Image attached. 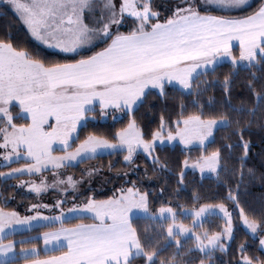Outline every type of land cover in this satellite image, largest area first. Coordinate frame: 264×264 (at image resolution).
<instances>
[{"label":"snow or ice","instance_id":"snow-or-ice-1","mask_svg":"<svg viewBox=\"0 0 264 264\" xmlns=\"http://www.w3.org/2000/svg\"><path fill=\"white\" fill-rule=\"evenodd\" d=\"M18 15L30 37L40 44L55 48L64 54H72L73 62L46 61L35 51L11 42L10 37L0 38V158L23 166L10 172H0V177L15 178L28 175L41 176L35 180L20 181L16 187L27 188L36 197L50 188L61 195L77 192L84 183L72 176L62 178V168L96 158L99 152L126 153L125 165L135 163L134 156L142 150L153 164V171L167 170L166 163L154 155L156 142L164 144L179 140L187 147L199 142L202 153L191 166L201 173L213 174L217 180L221 172L236 179V188H228L224 202L202 204L190 213L193 226L178 222L176 208L162 205L153 213L147 192H142L131 181V187H121L112 196L97 200L88 196L80 205L68 211L89 214L90 224L65 227V213L57 216L40 215L42 208L53 211L62 209L65 200L57 199L55 205L33 203L26 209L35 215L21 217L17 211L0 207V264H15L8 259L14 254L15 241L4 243L6 230L15 231V225H31L55 228L40 237L20 241L42 240L45 253L59 255L40 257L37 247L21 249L26 264H156L162 250L160 238L174 241L176 251L170 259L160 264H186L180 256V237L191 233L195 250L212 258L213 253L227 255L235 239V210H239V222L253 240L259 237V249L264 250V208L259 213L249 212L242 206L241 187L244 185L246 161L250 144L244 138L246 125L241 117L255 116L264 112V85L255 87L256 77L246 87L255 98L252 108L236 107L231 103L233 82L226 75L220 87L222 98L217 102L209 98L210 115L205 116L204 105L195 114H184L181 105L179 118L174 121L160 116L159 127L147 139L138 125L136 113L151 90H158L160 99L166 98V85H178L181 94L192 95L195 107L209 87L193 85L201 76L215 71L221 59L230 60L233 70L246 62L248 67L264 64V0L252 13L244 17L227 15L248 6V0H174L171 9L161 12L157 0H5ZM219 14H213V12ZM127 28L126 31L121 29ZM240 44L239 57L233 55L231 41ZM99 47V50H95ZM87 49V55L80 51ZM79 56V59H75ZM98 102L100 115L115 109L128 116V123L111 137L89 133L74 150L72 145L79 139L78 125L88 118ZM19 111L14 114V109ZM235 117V118H234ZM24 120V123H18ZM250 123V121L248 122ZM172 124L175 127H172ZM238 137L236 144L226 143L221 148L205 154V142L220 128H232ZM226 139H230L227 137ZM53 145L62 146L63 155H54ZM236 149H242L236 157L239 171L230 170L225 161H231ZM225 151L227 155H224ZM52 169L53 182L49 184L42 173ZM111 170V165L109 166ZM249 175L252 169H248ZM99 174L92 167L82 173L89 180ZM125 173V178H127ZM126 182L127 179H126ZM179 183H184L181 171ZM2 202L5 206L7 200ZM232 206V210L229 206ZM138 210L149 220L170 221L154 236L141 235L133 227L130 214ZM222 214L224 224L217 231L196 232L197 221L207 214ZM42 222V223H41ZM59 225V227H55ZM203 228V224L199 225ZM166 231V235L163 232ZM63 241V243H61ZM192 250H189V253ZM238 258L228 264H264V259L249 255L248 244L240 243L235 249ZM204 264V260H201Z\"/></svg>","mask_w":264,"mask_h":264},{"label":"trees","instance_id":"trees-1","mask_svg":"<svg viewBox=\"0 0 264 264\" xmlns=\"http://www.w3.org/2000/svg\"><path fill=\"white\" fill-rule=\"evenodd\" d=\"M173 0H157L159 5L158 10L162 13L166 8L171 9ZM261 0L254 1L249 7L234 13H227L232 17H244L256 10ZM213 14H219L215 11ZM126 31L127 28L121 29ZM10 37L11 42L19 44L30 50L35 51L40 57L46 61L57 62H73L72 58L63 59L57 55L50 53L35 45L27 33L20 26L19 22L9 12H2L0 14V38ZM95 50H99L97 47ZM237 51V50H234ZM90 55L91 52L85 53ZM79 56H75V59H79ZM231 74L233 82V92L231 103L233 106L245 108H252L255 103V98L248 91L246 85L252 80L253 74H255L256 81L255 87L257 90H261V85H264V64H257L254 67H240L238 66L233 70L230 63H221L215 66V71H210L207 76H201L194 83L193 88L195 90L196 84H200L204 87L202 82H207L209 85L213 81H217L214 87H209L208 91L199 98V102L194 107L192 101L196 99L192 95L181 94V91L175 87L166 86V98L160 99L156 91L151 90L154 95H149L144 101V104L139 107L136 113L137 122L142 132L147 139H151V132L159 127L160 116L163 115L165 120L171 122L179 118L181 112V105H186L184 114H195L198 112L201 105H204L205 116L210 115V110L207 107L209 98H213L217 102V111H219V101L222 98V88L220 83L226 75ZM88 115H92L95 119L87 120L86 123L78 130L79 139H74L72 150L76 145L80 143L89 133L97 135H105L111 137L116 131L125 127L128 123V116L124 114L121 119L112 121L111 117L103 120L98 109L93 108ZM235 118V117H234ZM250 121V123H248ZM18 123H24V120H18ZM242 124L246 125L244 134L245 140L250 144V150L248 159L246 161V167L244 169L245 179L244 185L241 187V200L242 206L247 211L259 213L264 208V112L257 111L255 116H247L246 114L241 117ZM174 128V124H172ZM235 128H220L214 131V135L209 143L206 144L203 150L205 154L210 153L217 148H221L226 143L236 144L238 137L234 134ZM230 137V139H226ZM242 149H236L233 153L231 161H225L227 167L230 170L239 171V163L236 159L240 155ZM54 153H61V151H55ZM202 153L201 148H190L183 150L179 146H163L156 148L154 155L159 157L162 163H166L167 170L156 172L153 171V164L145 154L137 152L134 156L135 163L130 167L125 165L123 161V155L126 153H109L105 155H98L94 159L84 160L81 163H77L67 168L61 173L67 176L74 177L77 181L83 179L84 183L78 187L77 192H72L73 195H84L93 193L100 199H107L119 188L131 187V181L137 182V187L142 192H147L149 196V202L152 206L153 213L156 212L162 203L167 206H173L176 208L177 213L181 211H191L198 208L202 204H218L225 201L228 194V188H236V179L229 173L227 176L221 172L220 180L216 177L205 176L200 177L196 172L183 171V164L185 160L195 161ZM224 155H227L225 151ZM23 165V162L13 163L9 166L0 167V172L7 173L12 168H19ZM111 165V170L109 166ZM96 168L99 170V174L92 179L82 177V173L89 168ZM248 169H252V174L249 175ZM184 173V183H179L180 173ZM127 173V178H125ZM47 177H52V172L46 171L44 173ZM33 179L38 181L39 176L29 177L28 175L17 176L15 178L0 177V201L7 200L5 206L0 202V207H5V210L11 209L12 205L16 203L12 196L16 194L23 195V191L16 187V184L21 180ZM126 179L128 182H126ZM71 191V190H69ZM57 192V191H56ZM15 200V201H14ZM232 210V206L228 205ZM239 210H235L236 224H235V239L231 242V247L227 255L220 252L212 255L209 260L207 255L200 253L194 248V241L188 238L182 241V247L180 248V256L186 261V264H201V260L207 264H228L238 258L235 254V249L240 243H247L249 255L264 259V252L259 249V237L254 240L250 237V234L242 227L238 219ZM133 227L137 228L138 232L143 236L145 234L154 236L159 233L161 228L166 229L167 221L160 222L158 220L152 221L147 218L136 217L132 219ZM184 224H189L191 218H184L181 220ZM90 224L93 223L92 219L88 217H76L65 220V227H74L76 224ZM224 220L221 217L213 216L203 221V228L201 230H207L209 233L217 231L223 226ZM59 227V225H55ZM198 229V228H197ZM55 228L49 227H34L31 230L15 233L6 236L3 242L17 241L15 244V251L18 252L21 249H30L33 244L39 250L41 258L46 255H59V252L44 253L41 249V241L32 240L29 243L21 244L20 241L27 240L30 237L38 236L46 231H53ZM166 235V231L163 232ZM161 252L157 258L156 264H160L161 259H170L173 253L176 251V245L171 243L168 246V242L165 241L162 236L160 238ZM192 250L189 253V250ZM25 259H15V264L25 263ZM135 264H143L142 260H136Z\"/></svg>","mask_w":264,"mask_h":264},{"label":"rangeland","instance_id":"rangeland-1","mask_svg":"<svg viewBox=\"0 0 264 264\" xmlns=\"http://www.w3.org/2000/svg\"><path fill=\"white\" fill-rule=\"evenodd\" d=\"M174 1V0H173ZM254 1L256 0H248V6H246L245 8L249 7ZM243 8V9H245ZM242 10V9H241ZM9 12L12 14V16L19 22L20 26L23 28V30L27 33V35L29 36V38L31 39V41L37 45L39 48H42L50 53H53L55 55H57L58 57L60 58H63V59H68V58H72V54H64V53H61L59 50L55 49V48H48L42 44H40L39 42L33 40L29 33L27 32V29L26 27L23 25L22 21L19 19L18 15L12 10V8L5 2V0H0V14L2 12ZM81 52L83 53H87L89 52L87 49H80ZM233 55L237 57V54L235 53V51L233 50ZM230 63V60H227V59H221L217 65L221 64V63ZM215 65V66H217ZM240 67H248L246 62L244 64H240L239 65ZM166 86H171V87H175L177 89H179V86L178 85H166ZM153 91H156L158 93V90H153ZM93 108L95 107V109H98L99 110V113H100V108H99V104L98 102L94 103V105L92 106ZM19 109L18 108H15L14 109V114L16 112H18ZM125 113L123 112H119V111H116L115 109H108L106 111V115H104L103 117H101L103 120L111 117V120L112 121H115V120H118V119H121V117L124 115ZM92 120V119H95L92 115H88V118L86 120H82L79 125H78V130L81 126H83L87 120ZM175 127V125H174ZM75 139V137L73 138ZM212 137H209V139L205 142V146L207 143H209L211 141ZM163 146H169V147H173V146H179L180 148H182L183 150H187V149H190V148H201V146L199 145V142L197 141H193L192 144L188 145L187 147H185L184 145H181L179 143V140H176V141H173L172 143H168L167 140H165L164 144H161L159 141L156 142V148L158 147H163ZM62 146L60 145H53V148L56 149L55 151H60L59 149L61 148ZM54 151V152H55ZM54 155H63V152L61 151V153H54ZM138 152H141L143 153L142 150H139ZM110 152H99L97 154L98 155H105V154H109ZM144 154V153H143ZM197 160L191 162V161H188L189 162V165H192L196 162ZM20 162H23V160L21 159ZM13 163H16V162H12V163H9L8 161H4L2 158H0V167H4V166H9ZM77 164V162H72V165H75ZM71 165V166H72ZM23 166V165H22ZM21 166V167H22ZM64 169H60L59 172L61 173V171H63ZM11 171V170H10ZM8 171V172H10ZM46 171H50V172H53L52 169H48ZM44 171L42 173V177L44 179L47 180V182L49 184H51L53 182V176L52 177H47L44 175V173L46 172ZM183 171H192V172H196L200 177H205V176H212V177H215L213 174L205 171L204 173H201L199 170L197 169H194L192 168L191 166L189 167H184V164H183ZM7 172V173H8ZM64 177V175H63ZM62 177V178H63ZM41 176H39V179L38 181H36L37 183H39V180H40ZM29 180V179H27ZM27 180H24V181H27ZM33 180V179H31ZM22 181V180H21ZM20 182H18L16 185H18ZM24 193L23 195H19V194H16L14 196H12V199H15L16 200V203L12 205L11 209H7L6 211H17L19 213V215L21 217H24L25 215H35L36 213L35 212H28L26 211V209L28 207H30L33 203H39L41 205H48L49 207H52L53 205H55L57 199H62V200H65L66 202L64 203L63 205V208L62 209H55L53 211H49L48 209H44L42 208L40 210V215H43V216H57L60 214L61 211H63L65 213V220H68V219H72V218H76L78 217V215L76 213H70L68 210L70 208H72L74 205H80L82 202L86 201V198L88 196H93L95 199L97 200H104V199H100L99 197L95 196V194L93 193H90V194H84V195H73V193L71 191H69L68 193H65L63 195H61L60 193L56 192L54 189L50 188L47 192H44L42 193L39 197H36L34 193H31L27 190V188H20ZM14 200V201H15ZM184 212H188L190 213L191 211H181V213H179L176 217L177 221L178 222H182L181 220L184 219V218H191V221L190 223L187 225L185 224L186 226L188 227H192L193 226V220H192V217L191 215H183L182 213ZM89 214H80L79 217H88ZM213 216H218V217H221L222 218V214L218 213L217 212H213L211 214H207L205 215L203 218H201L200 220L197 221V226L196 228L194 229L196 232H202L203 230L199 229L200 228V224L203 223L204 220L206 219H209ZM130 217L131 219L133 218H136V217H141V218H145L143 216L142 213H140L138 210H133V213L130 214ZM156 220L160 221L159 217L157 216ZM160 222H164V221H160ZM168 223L170 221H167ZM42 223V222H41ZM168 223H167V226H168ZM183 223V222H182ZM224 224V223H223ZM242 225V224H241ZM166 226V228H167ZM34 227H38V224L37 222H33L32 225H31V229L34 228ZM243 227V225H242ZM15 228V231H12V230H6V233L4 234V238L6 236H9V235H12V234H15V233H19V232H24V231H28L29 230V225H15L14 226ZM198 228V229H197ZM244 228V227H243ZM245 229V228H244ZM246 230V229H245ZM247 231V230H246ZM34 237H37V236H34ZM32 238V237H30ZM188 238H191L193 241H194V238L192 237L191 233H187L185 234L184 236L180 237V239L182 241L188 239ZM29 240V238L27 239ZM41 241V240H40ZM17 243V241H15ZM5 243H8V242H5ZM15 243V244H16ZM173 244H175V242L173 241L172 242ZM44 248V247H43ZM195 248V247H194ZM264 252V250H262ZM215 253H218L215 252ZM213 253V254H215ZM12 254H9V257L11 256ZM205 255V254H204ZM15 257V256H14ZM19 258L18 255H16V258L17 259ZM204 264H207V263H204Z\"/></svg>","mask_w":264,"mask_h":264},{"label":"crops","instance_id":"crops-1","mask_svg":"<svg viewBox=\"0 0 264 264\" xmlns=\"http://www.w3.org/2000/svg\"><path fill=\"white\" fill-rule=\"evenodd\" d=\"M243 10V9H242ZM239 11H241V10H239ZM239 11H233V12H231V13H234V12H239ZM231 47H232V51L233 50H237V51H235V53L237 54V58L239 57V53H240V44H239V41L238 40H232L231 42ZM217 65V64H216ZM42 234H40V235H38L37 237H40ZM61 243H63V241H61ZM6 244V243H5ZM44 244H43V241L41 240V249H42V251L44 252ZM31 249V248H30ZM38 252H39V250H38ZM45 253V252H44ZM16 255H18V257L20 258V259H24L22 256H21V250L20 251H18V252H16L15 251V248H14V254H12L10 257H8V259H10V260H12V259H14L15 260V258H16ZM15 256V257H14ZM23 264H26V262L25 263H23Z\"/></svg>","mask_w":264,"mask_h":264}]
</instances>
